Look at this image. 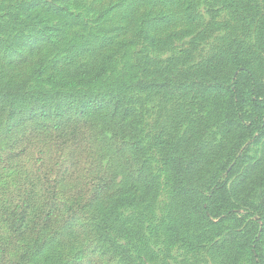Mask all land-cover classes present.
Here are the masks:
<instances>
[{
    "label": "rangeland",
    "instance_id": "obj_1",
    "mask_svg": "<svg viewBox=\"0 0 264 264\" xmlns=\"http://www.w3.org/2000/svg\"><path fill=\"white\" fill-rule=\"evenodd\" d=\"M244 68L264 83V0H0V264H264V137L227 162L236 206L206 215L212 168L178 190L159 142L225 140L201 88L155 83Z\"/></svg>",
    "mask_w": 264,
    "mask_h": 264
},
{
    "label": "trees",
    "instance_id": "obj_2",
    "mask_svg": "<svg viewBox=\"0 0 264 264\" xmlns=\"http://www.w3.org/2000/svg\"><path fill=\"white\" fill-rule=\"evenodd\" d=\"M93 75L101 76L99 71L90 74L91 78ZM207 74L202 73V77L198 81L195 79H189L184 71L180 72L178 75L172 77H167L164 81V86L161 82L155 83V86L168 87V90L179 91V94L183 96L191 90H198L201 88L204 91L202 96V102L205 101H215V109H211L212 115L216 116L221 120V125H215L216 130H222V140L225 143L217 145L218 153L215 151L211 152L210 156L207 157L205 153L200 151L201 148H206V152L212 148V144L208 147L195 146V143L191 139L186 140L184 138H178L176 143L171 139L159 140L160 143H164L166 151L167 160L172 163V169L174 173V180L178 186V190H188L181 186V182L185 179V175H189L192 179L195 173H191V167L197 169V172L204 171L206 168H212L211 174L209 176L203 177L202 185H205V191L200 196V200L194 204L197 210L201 211L202 214L206 215V211H210L212 214H222L226 213L233 208L235 205L231 198L225 194L228 191V180L230 179V174L233 169L232 164L231 169H227V162L230 159L238 161L240 154L247 152L249 144L261 143L264 137V83L260 82L250 70H241L239 73H235L229 77L226 81L220 84V82L215 78L206 79ZM219 82V84H218ZM132 85L144 88L150 86V81L143 78L137 79L136 81L130 82ZM94 102H97L95 100ZM115 109V115L119 112L121 108V99L116 98L112 103ZM89 105V103H88ZM203 106L197 110L198 112L204 111ZM124 114L131 116L134 111L128 113L129 109H123ZM118 130H120V135H117L115 131L112 132L115 140H118V145L116 144V151L123 153V148H119V144L125 143L123 136H126L128 132L134 134L132 123H121L116 122ZM205 124V123H204ZM61 128L63 133L62 143L82 142L80 140V132L75 129L71 132V129L65 127ZM198 132L202 130L201 125L198 126ZM192 127L189 128L190 132ZM193 131V129H192ZM185 132V131H184ZM193 133V132H192ZM125 134V135H121ZM222 151L221 155L220 152ZM170 152V153H169ZM198 153V154H197ZM244 155V156H245ZM110 180L105 178V181L100 185H93L97 192H103L109 188ZM181 186V187H179ZM191 192V191H190ZM213 201V203H211ZM210 202V203H209ZM206 203L209 207L207 209L203 204ZM210 204V205H209ZM236 206V205H235ZM223 210V211H220ZM198 213V212H197ZM199 214V213H198ZM255 241L249 246L251 255L254 256L256 252ZM259 264V262H255Z\"/></svg>",
    "mask_w": 264,
    "mask_h": 264
}]
</instances>
